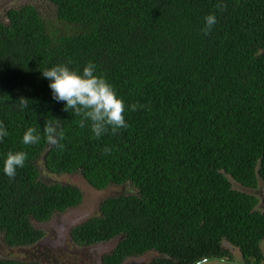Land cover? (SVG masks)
Instances as JSON below:
<instances>
[{
	"label": "trees",
	"instance_id": "obj_1",
	"mask_svg": "<svg viewBox=\"0 0 264 264\" xmlns=\"http://www.w3.org/2000/svg\"><path fill=\"white\" fill-rule=\"evenodd\" d=\"M45 1L52 18L23 4L0 19V121L9 133L0 142L1 242L34 251L45 240L35 224L81 204L78 187L43 181L42 163L80 174L94 190L130 186L69 232L81 247L117 239L100 264L149 252L157 254L149 264L232 261L230 248L245 264H263L264 212L230 179L264 187V0ZM210 13L217 23L204 35ZM88 62L126 106L128 127L100 138L51 98L41 76ZM20 97L29 109H19ZM53 118L65 132L62 150L44 133ZM29 127L38 144L22 143ZM10 151L28 154L12 179L2 171ZM0 264L47 263L35 251Z\"/></svg>",
	"mask_w": 264,
	"mask_h": 264
},
{
	"label": "clouds",
	"instance_id": "obj_2",
	"mask_svg": "<svg viewBox=\"0 0 264 264\" xmlns=\"http://www.w3.org/2000/svg\"><path fill=\"white\" fill-rule=\"evenodd\" d=\"M204 19L202 31L204 35H208L217 23V17L210 13ZM41 76L48 81L51 98L57 103H62L65 112L71 109L75 115L80 116L81 126L90 122V129L95 137L100 138L109 130L115 134L118 130L128 127L124 100L117 95L112 84L103 75L97 74V66L93 62H88L82 70L72 69L67 64H57L44 69ZM29 102V99L20 97L19 109H29ZM44 133L48 144L61 150L64 148L61 141L65 138V132L59 119L49 120ZM8 135L7 129L0 121V142ZM40 140L41 136L35 127L27 128L22 136V143L25 145H35ZM104 151L108 153L111 149L105 147ZM27 159L28 154L25 151L8 152L3 159V173L10 179L15 178L17 170L25 166ZM196 264H201V261L197 260ZM209 264H216V261L209 258Z\"/></svg>",
	"mask_w": 264,
	"mask_h": 264
},
{
	"label": "rangeland",
	"instance_id": "obj_3",
	"mask_svg": "<svg viewBox=\"0 0 264 264\" xmlns=\"http://www.w3.org/2000/svg\"><path fill=\"white\" fill-rule=\"evenodd\" d=\"M23 4H33L38 7L46 18H52L51 6L45 0H0V19L5 18V13L9 8L18 7ZM39 167L43 181L72 184L82 191L83 200L76 208L54 215L48 222L40 225L35 224L37 228L44 231L45 240L34 251L8 249L0 240V257H25L26 255L29 257L36 251L40 253L47 264H100L101 256L109 253L115 247L117 239L108 243L81 247L71 243L69 232L74 226L97 216L101 201L108 197L132 191L130 186H110L105 190L98 191L88 186L78 173L57 175L42 169V163H40ZM236 184L232 182V187L234 188ZM229 251L233 257L232 262L215 260L216 264H245L238 250L230 248ZM262 254L264 257V246L262 247ZM155 257H157L156 253L149 252L137 258H128L123 264H149ZM201 264H209V260L201 262Z\"/></svg>",
	"mask_w": 264,
	"mask_h": 264
},
{
	"label": "water",
	"instance_id": "obj_4",
	"mask_svg": "<svg viewBox=\"0 0 264 264\" xmlns=\"http://www.w3.org/2000/svg\"><path fill=\"white\" fill-rule=\"evenodd\" d=\"M230 181H231V183L235 182L232 179H230ZM234 188L240 192L255 196L259 201L255 210H260L261 212H264V187H263V183L261 180L258 181V186L256 189L245 188L238 183L236 185H234Z\"/></svg>",
	"mask_w": 264,
	"mask_h": 264
}]
</instances>
